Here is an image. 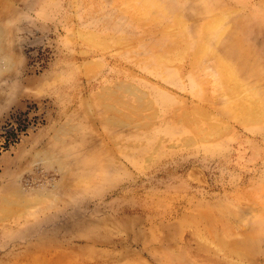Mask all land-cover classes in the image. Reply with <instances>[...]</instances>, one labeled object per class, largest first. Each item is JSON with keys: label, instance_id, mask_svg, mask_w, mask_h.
I'll return each instance as SVG.
<instances>
[{"label": "rangeland", "instance_id": "rangeland-1", "mask_svg": "<svg viewBox=\"0 0 264 264\" xmlns=\"http://www.w3.org/2000/svg\"><path fill=\"white\" fill-rule=\"evenodd\" d=\"M132 1L0 0V264H264V0Z\"/></svg>", "mask_w": 264, "mask_h": 264}, {"label": "bare ground", "instance_id": "bare-ground-1", "mask_svg": "<svg viewBox=\"0 0 264 264\" xmlns=\"http://www.w3.org/2000/svg\"><path fill=\"white\" fill-rule=\"evenodd\" d=\"M132 1V0H131ZM155 1V0H154ZM150 3V2H149ZM131 4H134V1H132L131 2ZM157 5V4H156ZM129 6V5H128ZM131 6V5H130ZM133 7V6H132ZM131 7V8H132ZM158 7V6H157ZM134 8V7H133ZM152 12V11H151ZM156 13V12H155ZM146 18V17H145ZM148 18V17H147ZM222 19V18H221ZM1 23V22H0ZM3 24V23H2ZM179 25V24H178ZM1 28V27H0ZM1 32V31H0ZM1 34V33H0ZM204 41H200V43H199V45H198V48H197V52H200V51H203L206 47V45H205V43H203ZM181 46H182V44H181ZM180 48V47H179ZM181 49V48H180ZM184 49V48H183ZM182 50V49H181ZM180 50V51H181ZM172 54V53H171ZM176 54L174 53V55L173 56H175ZM1 56V55H0ZM172 56V57H173ZM2 57V56H1ZM2 59V58H1ZM5 59V58H4ZM10 59V58H9ZM173 59H175L176 60V58H173ZM3 60V59H2ZM7 60V59H6ZM6 62V61H5ZM1 63V62H0ZM6 64V63H5ZM6 66V65H5ZM1 67V66H0ZM221 67H222V69H223V78H222V80L224 81V83L226 84V86H227V92H228V94L229 95H231L232 97H233V103H232V106L236 109V111H237V113L240 115V116H243V117H246V118H250V120L251 119H253V120H255V119H257V118H259V117H261V115L263 114V112H264V110L263 109H261V106L262 105H260V103L261 102H259V101H257L255 98H253V96L251 95V94H247V92H243V91H245V89H244V87H241L239 84H238V82L235 80V78H234V76L231 74V72H230V70H229V68L228 67H226L224 64H222L221 65ZM119 86V85H118ZM244 86V85H243ZM119 87H121V86H119ZM118 87V88H119ZM222 87V86H221ZM222 89V88H221ZM118 91V90H117ZM135 93V92H134ZM136 94V93H135ZM252 96V97H251ZM142 98V97H141ZM140 98V99H141ZM257 101V102H256ZM259 103V104H258ZM132 105V104H131ZM260 105V106H259ZM229 112H230V110H229ZM189 114V113H188ZM116 117V116H115ZM72 125V124H71ZM71 125H70V127H71ZM212 125V124H211ZM65 128H66V126H65ZM69 128V127H68ZM67 128V129H68ZM65 131H66V129H64ZM60 132H62V131H60ZM67 132V131H66ZM62 133H65V132H62ZM59 133H57V137H59V135H58ZM66 134V133H65ZM38 153H42V151L40 152H38ZM38 153L37 154H35V157H36V155L37 156H39L38 155ZM48 153V152H47ZM47 153H45L46 155H49V153L47 154ZM42 155H44V153L42 154ZM52 155V154H51ZM51 155H50V157H51ZM52 156H54V155H52ZM40 157V156H39ZM44 157H46L47 158V156H44ZM43 157V158H44ZM50 157H48V158H50ZM46 158H44L43 160L45 161V159ZM51 159V158H50ZM50 159H48L49 161H51ZM48 160L46 161V162H48ZM51 162H53L54 163V161L52 160ZM57 162V161H56ZM60 164V163H59ZM61 166V165H60ZM42 189V188H41ZM45 189V188H44ZM44 189H43V193L42 194H44ZM22 190V189H21ZM21 190H14V191H16L15 193H14V191H12L11 193H13V194H11V195H9L8 196V194H7V196H3L4 198H3V204L1 205V208L0 209H2V210H0L1 212L3 211V212H6V213H10V212H12L11 211V206H13V205H11L12 203H14V205H15V203L16 202H19V201H21V202H24V203H26L27 205H28V203H29V199H30V203H32L31 202V198H29V197H27V196H25V194H24V192H23V190H22V192H21ZM38 191H40V190H38ZM37 191V192H38ZM46 191V190H45ZM42 192V191H41ZM41 192H40V194H41ZM22 194H24V196L26 197V198H23V195ZM41 194V195H42ZM36 195H38V194H36ZM35 195V196H36ZM28 198V199H27ZM37 198V197H36ZM40 198V197H39ZM36 201H38V200H36ZM33 203H35V202H33ZM14 209H15V207H13ZM13 209V210H14ZM14 213V212H13ZM2 214V213H1ZM219 214V213H218ZM7 214H5L4 216H6ZM4 218V217H3ZM210 220H212V219H210ZM207 223H208V221H207ZM206 223V224H207ZM210 223V222H209ZM205 224V225H206ZM194 225V224H193ZM202 225V224H201ZM212 226H213V222H212V224H211ZM217 225V224H216ZM195 226V225H194ZM210 226V225H209ZM206 227H207V225H206ZM202 229V228H201ZM211 229V228H210ZM213 229H214V227H213ZM200 230V229H199ZM211 231V233H212V230H210ZM203 233V232H202ZM216 237V236H215ZM223 240V239H222ZM223 243H224V241H223ZM228 246V245H227ZM199 247V246H198ZM206 247V246H205ZM228 248V247H227ZM199 249V248H198ZM231 250V249H230ZM207 251V250H206ZM201 252V251H200ZM233 253H236L239 257H240V259H245V260H247L248 259V261L251 263V264H258V261L259 260H257L255 257H250V256H247V255H245L244 253H242V252H239V251H235L234 250V252ZM247 257V258H246ZM248 257H250V258H248ZM184 258V257H183ZM63 259V258H62ZM64 260V259H63ZM222 260H223V258H222ZM244 260V261H245ZM39 261V260H38ZM35 263L37 262V261H34ZM173 262V261H172ZM226 262V261H225ZM62 263H63V261H62ZM227 263V262H226ZM59 264H61V260H60V263ZM65 264V263H64ZM203 264V263H202ZM240 264V263H239Z\"/></svg>", "mask_w": 264, "mask_h": 264}]
</instances>
